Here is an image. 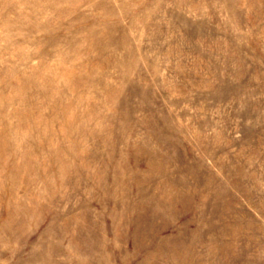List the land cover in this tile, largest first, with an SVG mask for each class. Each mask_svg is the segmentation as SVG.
<instances>
[{"label": "rangeland", "instance_id": "rangeland-1", "mask_svg": "<svg viewBox=\"0 0 264 264\" xmlns=\"http://www.w3.org/2000/svg\"><path fill=\"white\" fill-rule=\"evenodd\" d=\"M0 264H264V0H0Z\"/></svg>", "mask_w": 264, "mask_h": 264}]
</instances>
